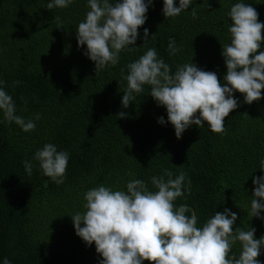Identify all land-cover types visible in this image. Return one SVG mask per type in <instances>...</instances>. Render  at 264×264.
<instances>
[{"label":"trees","instance_id":"obj_1","mask_svg":"<svg viewBox=\"0 0 264 264\" xmlns=\"http://www.w3.org/2000/svg\"><path fill=\"white\" fill-rule=\"evenodd\" d=\"M49 2L0 0V88L12 96L16 115L26 121L35 120L36 113L41 117L34 131L24 132L0 110V264L5 257L12 264H101L95 243L88 245L76 234L71 217L86 211L85 193L101 185L126 192L134 179L155 192L151 177L163 175L167 181L165 169L172 178L186 173V188L191 181L190 193L185 191L174 204L188 205L186 215L195 212L198 228L228 208L237 213L233 231L252 227L256 239L264 237V219L251 216L253 177L264 176V89L251 104L233 92L238 107L225 118L224 133L211 132L203 121L204 126L191 125L179 139L166 106L150 95L151 86L134 93L127 108L121 103L128 64L150 48L172 73L192 61L226 84L222 48L231 43L228 13L242 2L254 7L264 23V0H193L179 16L168 18L162 11L164 0H152L135 45L120 52L118 64L97 74L95 62L85 55L87 45L77 41L78 24L91 10L88 0L52 10L46 8ZM175 4L178 7L179 0ZM170 38L181 49L174 55L168 50ZM259 51H264V41ZM120 112L126 116L118 118ZM161 116L163 125L158 122ZM48 143L69 154L59 185L34 159ZM26 160L33 166L31 175ZM241 251L237 241L230 256L238 258ZM257 259L264 264V246Z\"/></svg>","mask_w":264,"mask_h":264},{"label":"clouds","instance_id":"obj_2","mask_svg":"<svg viewBox=\"0 0 264 264\" xmlns=\"http://www.w3.org/2000/svg\"><path fill=\"white\" fill-rule=\"evenodd\" d=\"M73 0H51L47 9L66 8ZM152 0H88L90 11L86 20L78 24L77 41L79 46L87 45V55L95 62L96 74L119 62L120 52L129 45H135L138 28L145 23L146 12ZM193 0H164L165 18L177 17L188 9ZM228 15L232 24L228 31L231 43L224 45L222 55L227 68L223 86L215 72L199 69L194 63L178 66L172 73L169 64L158 58L157 50L150 48L138 60L128 64L127 89L122 97L124 108L134 101L135 94L150 87V95L159 105L166 106L168 121L174 126L179 139L191 125L204 126L207 122L213 133L225 132V118L238 107L233 92L244 95L251 104L261 98L264 89V51H259L264 41V23L258 21L257 10L245 3H235ZM192 16L197 11L192 8ZM144 39H148V29H144ZM168 50L171 55L181 51L175 39L170 38ZM258 53V54H257ZM0 83H3L0 81ZM15 81L14 84H18ZM0 110L8 122H15L24 132L34 131L35 120L16 115V105L11 95L0 88ZM199 111V116L195 114ZM124 118L126 113H117ZM160 124L165 120L161 116ZM43 173L57 185L64 182L69 154L57 151L48 143L35 153ZM26 172L31 175L32 164L24 161ZM264 170V160L261 161ZM164 176L151 177V183L158 191H149L145 181L134 179L127 183V191L112 190L98 186L85 193V209L72 217L76 234L88 245L95 243L96 251L103 257L101 264H261L257 259L264 246V237L255 238L256 229L241 230L233 225L237 213L225 208L216 212L202 228L197 227L198 217L188 205L176 207L174 201L190 193L191 181L186 173L180 172L175 178L169 169ZM251 216L261 217L264 210V176L253 177ZM261 198V199H257ZM83 224V226H81ZM242 246L237 258L230 256L236 242ZM3 264H12L5 257Z\"/></svg>","mask_w":264,"mask_h":264}]
</instances>
